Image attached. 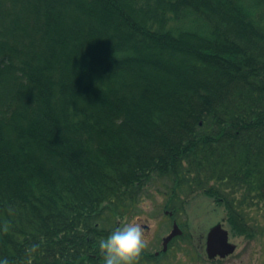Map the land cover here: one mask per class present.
<instances>
[{"label":"trees","instance_id":"1","mask_svg":"<svg viewBox=\"0 0 264 264\" xmlns=\"http://www.w3.org/2000/svg\"><path fill=\"white\" fill-rule=\"evenodd\" d=\"M10 1L0 0V9ZM246 1L244 4L250 1L264 5V0ZM206 2L209 1L142 0L137 8L145 14L156 6L158 11L187 15L196 5ZM34 7L33 19L48 21L46 29L38 34L40 48L34 45L27 57L16 46H22L19 40L26 28L19 23L6 30L7 36L0 37V58H7L9 73L16 70L36 95L33 119L27 129L15 121L5 128L0 119V224L10 222L8 233L19 228L27 254L32 245L39 246L32 253V264H57L56 257L49 258L48 252L54 248L49 247V242L60 245L65 264H98L89 256L94 245L85 238L87 233L95 232L88 226L89 221L100 218L101 208H107L141 180L170 168L169 172L175 168L176 174V167L179 169L184 159L191 161L193 171L207 176L206 180L233 184L240 194L252 195L253 204L264 205V79H249L248 68L242 71L239 62L232 69L226 60L218 59V52L208 53L217 44H225L227 35L249 45V51L264 50V22H249L245 5L241 10L244 22L233 17L236 10L232 7L225 13V6L218 4L212 20L200 18L204 24L194 23L212 31L213 36L208 38L211 43L205 41L207 38L196 42L208 48L205 53H199L185 39L172 41L176 51L200 56L198 68H181L163 61L164 55L159 52L168 50L170 42L134 28L132 13L119 0H39ZM214 22L235 29L223 32ZM167 31L170 35L172 29ZM9 39L12 43H8ZM8 44H13L14 49L9 50ZM118 46L133 51L125 60L131 58L138 69L129 70L127 78L114 77L115 88H110L107 85L112 80L109 75L115 73L112 70L130 67L128 63H108V52ZM20 64L25 67L19 68ZM1 72L6 73L4 64H0ZM250 107L254 108L252 116L248 114ZM212 110L216 118L202 117ZM83 127L87 129L84 132ZM225 128L224 138L230 142H218ZM88 136H99L102 141L89 144L82 139ZM199 136L202 141L190 147L185 157H179V153L173 163L163 164L168 154L180 152L181 141ZM133 178H137L136 184ZM198 184L209 188L206 182ZM58 185L67 187L68 195L60 193ZM38 192L45 196L39 208L31 209L23 200L24 194L34 198ZM4 202H8L7 210H3ZM68 204L69 217L61 226L68 228L65 234L72 241L60 234L50 237L52 228L46 224L59 222L61 210ZM9 216L16 219L15 224L7 219ZM33 222L40 232L29 229L35 226ZM45 231L48 240L41 243ZM30 233L35 234L33 239Z\"/></svg>","mask_w":264,"mask_h":264},{"label":"rangeland","instance_id":"2","mask_svg":"<svg viewBox=\"0 0 264 264\" xmlns=\"http://www.w3.org/2000/svg\"><path fill=\"white\" fill-rule=\"evenodd\" d=\"M184 21L199 32L209 31V28L207 31L206 28L194 25L204 24L199 22L201 20L194 22L187 17ZM169 23L174 25L176 22ZM34 28L35 26L29 23L20 36L19 41L26 49V37L32 34ZM35 45L41 47L37 40ZM31 52L32 50L24 53L28 55ZM12 71L14 73H0V119L4 120L3 125L6 128L9 124L14 125V121L22 126L29 125L33 119L31 112L33 113L36 103V95L30 85L16 70ZM19 117H27L29 120L23 121L18 119ZM190 162L188 159L182 160L179 164L181 167L179 169L176 167V174L175 168L169 172L170 168L166 173L159 174L160 176L141 180L139 185L131 189L136 191L128 194L129 196L116 200L105 209L101 208L102 216L91 219L88 226L95 231V224L101 222L103 230L87 233L85 236L87 243L99 247V239L107 237L110 233L106 228L118 226V219L127 216L138 219L143 225L149 241V250L160 248V236L167 233L176 221L182 235L165 242L166 252L164 258L158 259L159 264H264V205L253 204L252 195L248 197L246 192L240 194L241 190L235 188L233 184L226 185L217 182L219 180H206L207 176L193 171ZM178 178L180 180L177 181ZM175 181L178 184L172 189ZM198 181L206 182L209 188L198 184ZM205 189L208 190L203 194ZM173 190L175 193L171 196ZM163 209L172 213V220L168 215H164ZM222 221L229 230V239L237 245V250L226 260L210 262L202 256L204 237L211 227ZM138 264L158 263L154 258L149 261L140 257Z\"/></svg>","mask_w":264,"mask_h":264},{"label":"bare ground","instance_id":"3","mask_svg":"<svg viewBox=\"0 0 264 264\" xmlns=\"http://www.w3.org/2000/svg\"><path fill=\"white\" fill-rule=\"evenodd\" d=\"M119 1L122 2V5L125 6L129 10L130 13H132V20H133L132 25L134 28L139 27L141 30L143 29L144 35H146L145 32H148L152 35L154 34L155 38L159 37V38H162L163 41L170 42L169 43V49L167 47L166 49H168V50H166L164 52L161 51L159 53L161 55H164V57L162 58V59H164L163 61H165V62L167 61V62H170L173 64L175 63L176 65H178V67L180 66L181 68H184L185 66L191 67V68L192 67L198 68L200 66V63H201L200 62V56L197 55L198 56L197 57L195 54H188L186 52H180L178 50L176 51L175 43H173V42H177L181 39L182 40L185 39L187 42L191 43L194 46V48L198 50L199 53L202 54V53L207 52L206 50H208V48L204 44L196 43V42L199 41L200 39L207 38L205 41L206 42L209 41L211 43L212 41L208 38L213 36V34H211L212 31L202 33V32L195 30L191 25L187 24L184 21V19H186L187 17H189L193 20H201L200 18L210 20L213 17V15L215 14V10H217V9H214V7H218V4H219L220 6H223V5L225 6V8H224L225 13H227V11L230 10L229 7H232L234 10H236L235 11L236 13L233 12V17L235 19L241 21V22H244L245 18L242 17L241 10H242L243 6L245 5V8L249 12V14L247 12H245V16L249 22H252V23H263L264 22V15L262 14V12H263L262 9L264 8V5L263 4L257 5V2L250 3V1H249V3L244 4V2L246 0H231V1L230 0H207L209 2L204 3L206 5H201V4L196 5L195 8H192L191 11L189 12V14H187V15L177 14L175 12H169L167 10L158 11V8L156 6H151L150 7L151 10H149V12L145 14L142 10L137 8L142 0H119ZM256 1H259V0H256ZM246 2H248V1H246ZM38 3H39V0H11L10 4L8 6H6V8L0 9V37L1 38L3 37V35L7 36L9 34L6 30H8L12 24L19 23L23 27H27V25L29 23H31V24H33V26H35V28L32 29V31H31L32 34L30 36L26 37L27 49H26L25 45L21 46L19 44H16V46L19 49H22L26 53H27V51L29 52L30 50H32L33 46L36 43V40L39 38L38 34L40 33V30H45L46 27L48 26V21L45 20L43 23H42V21L36 22V20L33 19L32 15H31V14H33V11L35 8L34 4H38ZM218 13H223V11H220ZM224 16H226V15H224ZM65 19L67 20V22L69 21V18L68 19L65 18ZM170 21H174L176 23L173 25V24L169 23ZM214 23L216 26L218 25L217 22H214ZM219 26H217L218 30L223 31V32L227 31L228 33H230L232 31V28L235 29L234 27L230 28L228 25H225V24L223 25L222 23H219ZM167 28L172 29V32L170 35L167 31L168 30ZM35 30L37 31V33ZM213 33H215V32H213ZM251 34H252V36H255L256 38L258 37L257 34L255 33V31ZM224 35H227V34L224 33ZM166 36H168V37H166ZM226 39L227 40H226L225 44H221V45L217 44L216 48H212V50L210 52H208L209 55H214L218 52L219 53L218 59L219 60H226V62H228L230 64V67L232 69L237 68V66H236L237 62H239V65L240 64L242 65V68H241L242 71L244 69L248 68V70H249L248 78L249 79H254L257 77H259V79L260 78L264 79V61H262V62L258 61V58H264V50L263 49H257V52L249 51L250 50L249 45L240 44L236 40L235 37H231V36L227 35ZM250 41L254 42L253 39H250ZM8 43H12V40L9 39ZM13 44L15 45L14 42H13ZM13 44H8L9 50L14 49ZM132 52L133 51L131 49L126 50L125 48L120 47V46L115 47L114 49H112L111 51L108 52L107 57L108 56L109 57L106 58L108 63H114V62L128 63L130 65V67H124L123 68L121 66H119V67L117 66L116 68H114V70H112V71H114L115 73L113 75H109L108 78L109 79L112 78V80L108 81L109 86L107 85V87L115 88L113 86L114 77L116 78V76H120L122 78H127L129 70L134 72L135 70L138 69L137 64H135L131 58L125 60V58H126L125 56H127V54H129V53L132 54ZM28 55H27V57H28ZM30 57L31 56H29V58ZM29 58H27V59H29ZM132 58H134V57H132ZM6 60H7V58H5V59L0 58V64H4V67H6V73L7 74H11V73H9L10 64H7L8 62ZM121 60H123V61H121ZM19 66H20L19 68H21V69H23V67H25L22 64H20ZM44 66L48 67L47 62H45ZM242 71L238 70L239 73H242ZM251 71H252V73H251ZM233 74H234L233 71L229 74L230 75L229 80H231V78H232L231 75H233ZM233 77L235 78V76H233ZM245 80H246V78H245ZM142 88L143 89L145 88V86L143 84H142ZM211 112L205 113L202 117H205L206 120L216 118L215 115L213 114V113H215V111L212 110ZM253 112H254V108L250 107L248 109V114L250 116H252ZM203 121H204V118H203ZM198 123H199V126H201L202 120ZM23 128L27 129L28 125H25ZM82 129H83L82 132H84L86 127H83ZM7 132H8V130H7ZM223 132L226 134V128L224 129V131L221 130L220 136H218L217 141L218 142L225 141V142L229 143L230 139L224 138ZM98 134H99V131H98ZM195 135H197V134L195 133ZM98 137H92V139H91V136H88V137L82 138V139L85 141H89L88 142L89 144L95 145V143H99L100 141H102ZM201 141H202L201 136L194 137L190 141L188 140L187 142L181 141L179 143V148H178L180 150V152L178 151L176 155H174L172 153L168 154V156L166 157L167 159L165 161H162L163 164L165 165V164L173 163L174 158H177L179 153H180L179 157H185V153L187 154L189 152L188 149L190 147H194L195 145H198ZM89 147H91V146H88V148ZM153 163H155V162L153 161ZM34 179H36V178H32L30 180L33 182V181H35ZM131 181L133 184H136L137 178H133ZM55 185L57 187V183ZM58 187L59 188H57V189L60 193H62L64 195H68L69 192H68L67 187L60 186V185H58ZM30 190L32 191L31 188H30ZM44 196H45V193L38 192V193L34 194V198H31L30 193H25L24 199L23 198L22 199L28 203V205L31 209H36V208L40 207L39 202H41L43 200ZM2 206L4 208L3 210H7L8 202H4V204H2ZM69 209H71L69 204L63 207V209L61 210L62 213H61V218H60L59 222L57 220V223H56V220H53L52 222L46 224L47 226H50L52 228V229L50 228L51 229L50 230V237L56 235V238H57L58 234H60V236H63L65 239L72 241V238H69L65 234V231L68 228L67 227L63 228L61 226V224L66 222L68 217H69V214H68ZM7 219L13 220L14 224L16 223V219L11 217V216H9V218H7ZM1 221H2V217L0 216V222ZM76 222L77 221L75 220L73 223L74 226L76 225ZM33 224L35 226L33 228L29 227V229L31 231H33L34 233L40 232L38 227H37L38 224L35 222H33ZM97 230H98V228L95 227V232ZM67 232L70 233V231H67ZM34 233H30L28 235L30 239H33V237L35 235ZM42 240L43 241L41 243L48 240V235H47L46 231H45L44 237H42ZM60 244L62 245V243H60ZM49 247H54V248L50 249L52 251L49 250L50 252H48V255L50 256L49 258L56 257L55 262L57 264H65V262L62 259V256H60V251H61L60 245L56 244V243L49 242ZM204 250L207 253L206 248ZM27 256H28V254L25 251L24 240H23V237H22L18 227H15L10 233H8V232L4 233V232L0 231V258L7 257L9 259L10 264H14L13 260H16V264H26ZM75 262L80 263V259L75 258Z\"/></svg>","mask_w":264,"mask_h":264},{"label":"clouds","instance_id":"4","mask_svg":"<svg viewBox=\"0 0 264 264\" xmlns=\"http://www.w3.org/2000/svg\"><path fill=\"white\" fill-rule=\"evenodd\" d=\"M117 225L107 237H102L98 241V251L103 264H138L149 242L143 225L138 219L127 216L119 218ZM9 228L8 220H4L0 224V231L4 233H7ZM38 247V245H32L26 264H32V253ZM0 264H10L9 259L7 257L0 258Z\"/></svg>","mask_w":264,"mask_h":264},{"label":"water","instance_id":"5","mask_svg":"<svg viewBox=\"0 0 264 264\" xmlns=\"http://www.w3.org/2000/svg\"><path fill=\"white\" fill-rule=\"evenodd\" d=\"M177 231L175 234L179 233ZM206 250L210 258L216 255L225 257L234 252L235 246L228 243V232L223 229L222 225H216L208 231L206 235Z\"/></svg>","mask_w":264,"mask_h":264}]
</instances>
